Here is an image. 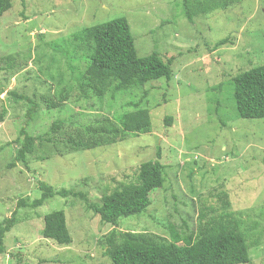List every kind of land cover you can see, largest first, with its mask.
<instances>
[{"label":"rangeland","instance_id":"obj_1","mask_svg":"<svg viewBox=\"0 0 264 264\" xmlns=\"http://www.w3.org/2000/svg\"><path fill=\"white\" fill-rule=\"evenodd\" d=\"M182 1L11 0L0 16V222L15 211L17 223L5 234L0 264H113L104 253L111 231L169 239L174 228L193 236L201 212L220 207L222 192L243 212L245 264H264V117H239L232 97L233 78L264 63V0L218 1L191 18ZM117 17L127 19L138 57L155 50L171 61L170 79L103 97L83 92L87 59L71 36ZM62 89L68 97L59 107L40 102L57 100ZM26 98L39 106L29 109ZM135 103L149 111L147 132L91 149L65 144L96 118L115 120ZM57 120L63 126L52 133ZM21 130L39 138L25 162L15 159ZM157 152L166 179L149 193L150 205L117 225L101 221L88 204L133 180ZM40 181L84 192L86 200L54 196L39 207H17L19 199L40 197ZM53 210L65 214L67 244L42 236L43 216Z\"/></svg>","mask_w":264,"mask_h":264},{"label":"trees","instance_id":"obj_2","mask_svg":"<svg viewBox=\"0 0 264 264\" xmlns=\"http://www.w3.org/2000/svg\"><path fill=\"white\" fill-rule=\"evenodd\" d=\"M218 1L203 3L201 0H183L182 5L188 18L217 6ZM210 5V6H209ZM11 7V0H0V16ZM73 42L81 44L87 59L85 71L80 75V87L83 92L103 97L107 92L112 94L134 87L143 86L150 80L170 79L171 61H164L157 51L144 57H138L134 38L125 17H117L96 25L84 27L71 36ZM220 39L215 46L223 44ZM77 44L76 47H79ZM10 57L5 63L11 66ZM235 110L241 118L264 117V63L252 67L233 80ZM14 98L24 99L11 91ZM68 93L62 89L57 100L41 96L46 108L59 107L66 100ZM29 109L40 103L26 98ZM121 113L115 120L108 117L96 118L84 131L65 139L71 149H91L99 145L112 144L123 139L128 133L147 132L150 126V115L147 108L138 107ZM6 114L5 108L0 111V122ZM63 126V120L51 124L54 133ZM23 143L17 150L15 159L25 162L26 155L33 152L38 137L20 131ZM156 159L142 162L137 168L133 180L118 184L109 193L102 196L100 204H88L100 220L117 225L121 218L142 213L151 203L149 193L163 186L166 179L165 166ZM13 165V164H12ZM40 197L28 202L17 201V207H39L54 196L79 197L86 200L84 192L71 189L55 190L46 182H38ZM220 207L213 213L201 212L198 228L194 235H183L174 228L170 229L169 239H158L147 233L113 230L105 237V254L113 264H245L249 262L248 244L241 229V211L230 208L226 192L219 194ZM17 223L15 211L0 222V254L5 252L4 237ZM42 236L67 244L71 241L63 210H53L43 216Z\"/></svg>","mask_w":264,"mask_h":264}]
</instances>
